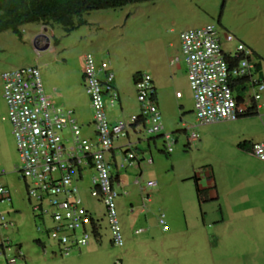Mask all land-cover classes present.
I'll use <instances>...</instances> for the list:
<instances>
[{"label":"rangeland","instance_id":"obj_1","mask_svg":"<svg viewBox=\"0 0 264 264\" xmlns=\"http://www.w3.org/2000/svg\"><path fill=\"white\" fill-rule=\"evenodd\" d=\"M80 17L83 23L69 31L58 23L48 24L49 42L43 50L32 46L34 35L43 27L39 22L21 25L20 34L9 29L0 31V74L36 66L50 98L56 105L74 110L81 134L93 140L92 112L80 77L79 57L88 52L96 61L110 63L121 100L120 106L117 102L112 107L105 105L110 123L128 122L138 112L131 75L135 71L147 73L155 85L163 131L174 139L171 151L165 153L163 138L143 127L136 132L128 129L127 137L115 139V162L121 159L118 146L126 141L152 159L150 165L141 161L137 166L134 161L119 171L128 193L115 200L122 244L109 242L103 205L89 196L92 171L87 169L77 187L82 204L99 220V235L67 255H52L49 245L42 253L33 238L50 242L34 230L37 219L32 217L23 181L14 170L18 155L0 79V170L4 171L0 185L10 194L9 201L0 202V215L14 223L7 230L0 226V236L11 242L0 254V264H7L5 258L12 256L14 264H264V161L237 147L244 131L237 124L239 119L196 122L185 66L176 70L168 64V58L179 52V32L206 24L234 36L235 41L230 43L220 41L221 47L232 49L239 41L264 58V0L141 1L89 10ZM261 65L264 78V60ZM251 91L246 87L247 104ZM175 92H179L178 98ZM259 95L256 102L264 109V90ZM261 117L256 118L258 123L263 121L262 126ZM191 132L197 134V139L188 142ZM205 171L215 196L204 191L199 199L196 185H205ZM134 178L138 184L133 183ZM147 180L156 185L140 192L139 186ZM144 192L148 193V201H144V211L139 212ZM128 202L132 213L126 210ZM159 213L163 214L165 230L157 221ZM142 227L144 231L133 233ZM15 243L20 244L22 257H16Z\"/></svg>","mask_w":264,"mask_h":264},{"label":"built area","instance_id":"obj_2","mask_svg":"<svg viewBox=\"0 0 264 264\" xmlns=\"http://www.w3.org/2000/svg\"><path fill=\"white\" fill-rule=\"evenodd\" d=\"M178 39L179 52L169 62L178 66L182 61L185 66L192 92V113L197 123L235 120L247 110L244 96L237 100L231 90L230 85L236 78L246 79V85L252 90L249 99L259 98V92L264 90V79L259 80L253 75L254 63L249 58V50L242 43H237L231 51L221 47L220 41L231 42L234 39L231 34L206 24L181 30ZM80 62L82 84L92 112L94 140L81 135L70 109L56 105L45 93L36 66L15 68L0 74L6 116L18 155V165L14 170L23 181L32 217L37 219L34 230L42 233L50 244L40 237L35 241L42 253L49 245L52 247L49 252L59 256L87 245L89 239L98 236L99 220L84 207L77 187V181L82 179L87 169L92 171L89 196L103 205L109 242L115 246L122 244L115 200L128 193L119 170L134 161L137 166L141 161L149 165L152 159L144 157L133 143L126 141L118 146L121 159L115 162L112 142L127 137L128 129L136 132L140 127L163 138L165 153L171 151L174 141L170 133L163 131L161 115L154 100V87L147 73L139 72L133 80L138 113L132 114L128 122L118 120L110 123L104 108L106 104L114 105L118 98L110 63L108 60L96 61L88 52L81 55ZM175 95L178 97L179 92ZM196 139L194 132L187 137L188 142ZM250 153L264 161V140L253 142ZM133 183L138 184V179L134 178ZM155 185V181L147 180L138 189L142 192L143 188ZM3 200L9 201L10 198L0 185V202ZM144 201H148L147 192L142 193L140 212L144 211ZM126 210L132 213V205L129 204ZM157 221L161 230H165L162 213H159ZM12 225L11 220L0 215L2 229ZM143 230L136 228L133 233ZM10 243L8 237L0 236V254L8 249ZM14 251L16 257L23 256L19 247ZM5 261L14 264L15 258H5Z\"/></svg>","mask_w":264,"mask_h":264},{"label":"trees","instance_id":"obj_3","mask_svg":"<svg viewBox=\"0 0 264 264\" xmlns=\"http://www.w3.org/2000/svg\"><path fill=\"white\" fill-rule=\"evenodd\" d=\"M152 1V0H0V31L9 29L15 34H20V26L29 22H39L42 25L58 23L63 29L69 31L78 24L83 23L80 17L83 12L96 9L115 8L127 3ZM257 61L254 71L260 76V57L254 53ZM138 71L132 73L135 78ZM236 99H240L246 85L243 78H236L230 85ZM256 114V106L251 103L241 116ZM237 147L249 151L245 141H239ZM200 197V191L196 190Z\"/></svg>","mask_w":264,"mask_h":264},{"label":"crops","instance_id":"obj_4","mask_svg":"<svg viewBox=\"0 0 264 264\" xmlns=\"http://www.w3.org/2000/svg\"><path fill=\"white\" fill-rule=\"evenodd\" d=\"M252 52H253V54L254 53H256V54H258L256 51H254V50H252ZM258 56L261 58L260 59V62L262 61V60H264V58L260 55V54H258ZM171 57H169L168 58V64H169V59H170ZM255 58V61H257V58L256 57H254ZM172 66V65H171ZM181 66H184V64L182 63V64H180L179 63V65L178 66H173L174 67V69H176V70H178V69H181ZM79 67H80V77H81V62H80V57H79ZM184 69H185V67H184ZM260 75H261V77H263V74H262V65H260ZM152 79V78H151ZM152 83H153V80H152ZM113 84H114V80H113ZM114 86H115V84H114ZM153 87H154V90H155V92H154V94H155V101H156V89H155V85H154V83H153ZM115 88H116V86H115ZM44 89V88H43ZM116 90H117V92H118V89L116 88ZM44 91H45V89H44ZM45 93H47L48 95H49V92H47V91H45ZM56 95L57 96H59L60 94L59 93H56ZM176 98H178V97H176ZM120 103H121V100H120V95H119V92H118V99H117V104L120 106ZM254 104H255V106H256V114H252V115H247V116H240V117H238L237 119H239L238 121H237V124L239 125V126H242V128L244 129V131L242 132V134H241V136H242V140L241 141H245L246 143H247V146H250V144L251 143H253V142H259V141H262V140H264V130H263V127H264V125H260V124H262V122L261 123H258V120H257V116H262L261 117V120H262V118L264 117V109H262V107H263V105L260 103V102H254ZM75 106V105H74ZM77 107V106H76ZM109 107H112V106H109ZM78 108V107H77ZM88 108L91 110V108H90V105H89V101H88ZM262 109V111L261 112H259L258 111V109ZM71 110V114H72V116L75 118V120H76V117H75V115H74V110H72V109H70ZM134 114H136V113H134ZM241 117H243V118H241ZM252 120L254 121L253 122V124L251 123L252 122ZM251 123V124H250ZM264 124V123H263ZM248 126V127H247ZM251 126H253V128H250ZM246 127V128H245ZM90 132H92L93 133V127H92V130H90ZM80 133H81V131H80ZM82 135V134H81ZM84 135H86L85 133H83V136ZM85 137H87V136H85ZM89 138V137H88ZM92 140V139H91ZM94 140V139H93ZM137 140H138V138H137ZM129 142H131V141H129ZM131 143H133V142H131ZM134 144V143H133ZM140 152H141V154H142V151L140 150ZM114 153H115V150H114ZM143 155V154H142ZM113 157H114V154H113ZM151 163H152V160H151ZM150 163V164H151ZM149 164V165H150ZM120 171V170H119ZM3 173H4V171H3ZM204 175H205V177L207 176V178L205 179V185L203 186V185H196V190H198V191H200V194L202 193V192H204V193H208V195L210 196V197H214L215 196V191L213 190V188H211V186H212V180L210 179V178H208L209 176H208V171H205L204 172ZM7 193H8V195H9V198H10V194H9V192H8V190H7ZM128 205L129 204H131V202H128L127 203ZM128 205L126 206V208L128 207ZM132 205V204H131ZM140 212V211H139ZM14 224V223H13ZM12 226H14V225H12ZM12 226H10V227H12ZM10 227H8V228H10ZM7 228V229H8ZM143 228V227H142ZM7 229H5V230H7ZM144 230H145V228H143ZM143 230V231H144ZM98 232H99V230H98ZM135 234V233H134ZM98 235H99V233H98ZM38 237H34L33 238V240H34V242L36 243V241H35V239H37ZM37 244V243H36ZM20 244L19 243H15L14 244V246L15 247H19L20 248V246H19ZM38 245V244H37ZM40 250V249H39Z\"/></svg>","mask_w":264,"mask_h":264},{"label":"clouds","instance_id":"obj_5","mask_svg":"<svg viewBox=\"0 0 264 264\" xmlns=\"http://www.w3.org/2000/svg\"><path fill=\"white\" fill-rule=\"evenodd\" d=\"M41 24V23H40ZM47 26V25H46ZM46 26L45 25H43V27H42V30L41 31H39V32H36V34H38V33H43V34H45L46 35ZM219 31H225V32H227V33H229L228 31H226L225 29H221L220 27H218V26H215ZM35 34V35H36ZM230 34V33H229ZM34 35V36H35ZM47 36V35H46ZM233 36V35H232ZM234 37V36H233ZM48 38V37H47ZM232 41H235V38L232 40ZM231 41V42H232ZM48 42H49V40H48ZM223 42V41H222ZM178 43H179V39H178ZM224 44H227V43H230V42H223ZM237 43H242V42H236L235 43V45L237 44ZM243 44V43H242ZM244 45V44H243ZM47 46H48V44H47ZM248 50H249V58L253 61V63H255L256 61H255V56H254V54H253V52H252V50H250L246 45H244ZM235 47V46H234ZM178 48H179V45H178ZM222 48H224V47H222ZM225 49V48H224ZM233 49V48H232ZM232 49H226L227 51H231ZM36 50V49H35ZM175 55H177V54H175ZM174 56V55H173ZM172 56V57H173ZM81 57V56H80ZM94 57V56H93ZM171 57V58H172ZM170 58V59H171ZM170 59H169V61H170ZM169 64H170V62H169ZM170 65H172V64H170ZM172 66H174V65H172ZM110 69H111V67H110ZM112 71V70H111ZM140 71H138V73H139ZM113 73V72H112ZM253 75L255 76V78H257V79H264L263 77H261V75L260 76H258V73L257 72H255L254 70H253ZM81 76H82V73H81ZM113 78H114V76H113ZM151 78V77H150ZM133 80H134V78L132 79V83H133ZM245 78H243V82H244V84L246 85V83H245ZM81 81H82V77H81ZM151 82H152V79H151ZM152 85H153V83H152ZM113 86H114V84H113ZM134 86V85H133ZM246 87H248L249 88V86H247L246 85ZM114 88H115V86H114ZM116 89V88H115ZM246 89V88H245ZM85 92V91H84ZM134 92H135V90H134ZM154 92H155V90H154ZM233 92V91H232ZM118 93V92H117ZM244 93H245V90H244V92L242 93V95H241V97L242 96H244ZM86 94V93H85ZM233 94L235 95V93L233 92ZM87 95V94H86ZM250 97V96H249ZM259 97H260V95H259ZM118 99V98H117ZM259 99V98H258ZM154 100H155V94H154ZM244 100H245V96H244ZM257 99H255V100H252V99H249V104H247L248 106L251 104V103H253V102H255ZM116 102H117V100H116ZM115 102V103H116ZM155 103H156V101H155ZM113 106V105H112ZM138 113V112H137ZM136 113V114H137ZM240 117V116H239ZM74 118V117H73ZM237 119V118H236ZM77 122V121H76ZM252 144V143H251ZM250 144V145H251ZM134 148L136 149V147H135V145H134ZM138 150V149H137ZM139 152H140V150H138ZM249 152H250V147H249Z\"/></svg>","mask_w":264,"mask_h":264},{"label":"water","instance_id":"obj_6","mask_svg":"<svg viewBox=\"0 0 264 264\" xmlns=\"http://www.w3.org/2000/svg\"><path fill=\"white\" fill-rule=\"evenodd\" d=\"M48 44V38L43 33L36 34L32 39V46L36 50H43L47 47Z\"/></svg>","mask_w":264,"mask_h":264}]
</instances>
